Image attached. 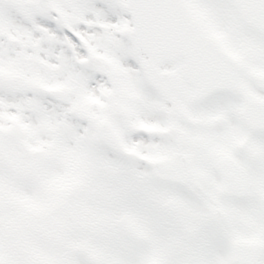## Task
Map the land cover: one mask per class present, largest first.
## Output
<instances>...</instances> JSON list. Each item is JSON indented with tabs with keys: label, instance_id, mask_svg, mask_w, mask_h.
Masks as SVG:
<instances>
[{
	"label": "snow or ice",
	"instance_id": "obj_1",
	"mask_svg": "<svg viewBox=\"0 0 264 264\" xmlns=\"http://www.w3.org/2000/svg\"><path fill=\"white\" fill-rule=\"evenodd\" d=\"M0 264H264V0H0Z\"/></svg>",
	"mask_w": 264,
	"mask_h": 264
}]
</instances>
